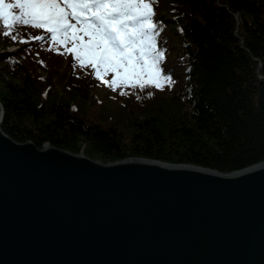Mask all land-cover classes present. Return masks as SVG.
<instances>
[{
  "label": "trees",
  "instance_id": "1",
  "mask_svg": "<svg viewBox=\"0 0 264 264\" xmlns=\"http://www.w3.org/2000/svg\"><path fill=\"white\" fill-rule=\"evenodd\" d=\"M154 10L157 46L167 50L161 67L173 77L163 90L110 87L73 60L71 42L62 47L32 26L9 30L13 41L0 22L3 132L103 162L145 158L222 173L263 162L264 0H156Z\"/></svg>",
  "mask_w": 264,
  "mask_h": 264
},
{
  "label": "water",
  "instance_id": "2",
  "mask_svg": "<svg viewBox=\"0 0 264 264\" xmlns=\"http://www.w3.org/2000/svg\"><path fill=\"white\" fill-rule=\"evenodd\" d=\"M0 264H264V161L102 163L0 127Z\"/></svg>",
  "mask_w": 264,
  "mask_h": 264
},
{
  "label": "snow or ice",
  "instance_id": "3",
  "mask_svg": "<svg viewBox=\"0 0 264 264\" xmlns=\"http://www.w3.org/2000/svg\"><path fill=\"white\" fill-rule=\"evenodd\" d=\"M156 0H0V22L5 37L20 26L44 29L51 40L67 48L81 67L90 66L108 86H155L171 82L161 67L166 49L157 46L163 31L156 22ZM36 41L45 39L36 36ZM20 43H28L20 40ZM42 63V62H41ZM76 64L73 63L75 69ZM106 73L113 74L105 80ZM124 93H121L123 95ZM150 98L153 93L148 92ZM138 99L140 97H137Z\"/></svg>",
  "mask_w": 264,
  "mask_h": 264
},
{
  "label": "rangeland",
  "instance_id": "4",
  "mask_svg": "<svg viewBox=\"0 0 264 264\" xmlns=\"http://www.w3.org/2000/svg\"><path fill=\"white\" fill-rule=\"evenodd\" d=\"M13 49H15L14 46H11V47H7L6 50L14 51ZM121 85H124V84H121ZM97 92H98V95H99V96H101V94H102V96H104L105 93H106V92H104V91L101 92L100 90H97ZM112 101H113L114 103H119V101L114 100V99H112ZM0 106H1V104H0ZM1 110H2V107H1ZM77 154L82 155V153H77ZM94 160H95V159H94ZM100 162H102V163H106V162H103V161H100Z\"/></svg>",
  "mask_w": 264,
  "mask_h": 264
}]
</instances>
